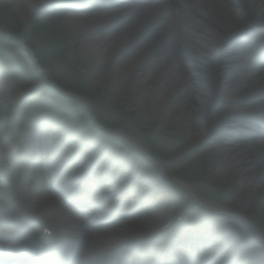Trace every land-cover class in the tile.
Instances as JSON below:
<instances>
[{"label": "bare ground", "instance_id": "6f19581e", "mask_svg": "<svg viewBox=\"0 0 264 264\" xmlns=\"http://www.w3.org/2000/svg\"><path fill=\"white\" fill-rule=\"evenodd\" d=\"M57 1L20 0L16 7H23L21 14L27 21L34 12ZM96 4L87 10L62 12L58 17L80 41L82 56L93 68L87 87L111 80L114 86L111 102L130 96L138 104L140 115L149 120L158 117L166 128L190 138L194 146L208 144L205 154L214 153L212 164L237 188L223 213L210 222L213 229L207 234L217 242L200 261L216 259L217 264H229L237 260L236 264H250L248 258L259 252L264 259V134L249 132L240 138L215 137L218 129L225 125L239 132L243 127L236 123L238 120L251 123L250 114L264 120V61L260 64L256 61L247 68L248 62L243 63L236 53L241 36L264 32V0H107ZM254 44L259 47V55L264 49V40ZM11 93L8 83L0 79V101ZM247 100L253 103L243 105ZM222 103L235 105L228 117L221 116L222 108L211 113ZM212 114L215 118L211 121ZM16 132L24 138H14L15 131L10 128L0 131V164L11 166L8 156L11 146L14 152L24 148L33 155L39 154L37 129L18 128ZM52 133L54 131L47 132ZM75 149L76 145L70 147V156ZM85 154L81 168L65 175L64 183L75 177L84 181L88 175L85 167L97 161V152L86 151ZM69 155L62 156L57 167L63 170ZM145 158L141 154L140 167L146 162ZM25 168L29 170L31 166ZM139 169L137 178L136 170L123 171L121 177L116 176L119 180L115 179V183L108 186L102 185L101 175H91L98 181L96 199L104 203L96 217L119 205L123 208V213L105 231L114 242L149 239L152 229L157 228L155 233L161 232L162 223H171L169 217H164V198L158 196L151 200L150 197L143 203L138 200L143 195L126 199L122 188L134 178L138 179L132 183L138 188L137 192L149 190L148 181L144 185L139 177ZM52 189L53 193L60 191L57 186ZM152 190L155 193V188ZM49 196L60 202L55 194ZM197 197L194 195L188 205L200 199ZM203 203L206 202L203 200ZM238 207L241 208L238 210ZM16 211L22 217L26 214L23 205ZM228 216L234 219L233 228L225 230L223 224H229L224 222ZM252 216L263 226L258 240L252 238ZM72 217L69 224L79 225ZM200 243L202 248L210 245L207 240ZM109 247L98 264L110 257L113 261L116 255L113 242Z\"/></svg>", "mask_w": 264, "mask_h": 264}, {"label": "rangeland", "instance_id": "374dc122", "mask_svg": "<svg viewBox=\"0 0 264 264\" xmlns=\"http://www.w3.org/2000/svg\"><path fill=\"white\" fill-rule=\"evenodd\" d=\"M97 1L100 0H86L82 4L75 5L76 8H87ZM19 2L20 0H0V79L8 83L12 91L8 98H3L0 101V131L10 128L15 131L13 137L21 140L23 134L17 135L18 128L45 131L56 127L57 131H61L63 127L69 130V125L74 122L75 130L79 134L81 133L82 137H92L84 149H89L88 146L93 145L92 149L100 148V150L98 149L100 153L109 136L104 131H100L98 126L119 127L128 135L142 140L146 149L151 153V157L147 158L148 160L139 171V177H148L144 180V185L147 181L150 182V179L153 180L166 174L162 176L166 179V186L176 188L172 190L171 196L168 195L164 198V214L170 217L174 213L177 214L176 212L181 208L180 203L184 199V190L176 186V184L180 186L178 181L174 179L175 183L172 178L168 177L169 173H174L178 178L186 180L193 188L192 191L195 190L200 194L208 204L200 203L191 211L195 215L190 216L195 219L207 218L205 225L199 221V227H202L203 230L205 227L207 228L216 213H223L227 203L232 200L237 191L228 176L224 172H219V167L212 164V154L214 153L205 154L209 145L194 146L190 138L166 128L158 117L149 120L148 117L140 115L138 104L130 96L121 97L116 102H111L110 99L113 97L112 92L114 91L111 80L105 81L103 84L92 85L89 87L90 90L87 89L86 78H88V74L92 73L93 68L82 56L80 41L58 20L59 14L66 11V2H63L64 4L58 3L59 1L48 3L42 9L34 12L27 21L21 14L23 7L21 9L16 7ZM56 9L60 10L56 12ZM263 35L264 32L255 35L252 41L262 38ZM239 41V47L236 50L238 54L239 51L247 49L251 45V43L243 45L242 38ZM23 46L32 50L36 57L35 60L31 59L32 56L23 49ZM16 95L17 99H14ZM250 103L253 101L247 100L243 105ZM221 108L224 110L221 116L228 117L235 105L222 103L211 113H217ZM213 115L209 118L211 121L215 118ZM248 118L251 123H245V125L239 120L236 123L237 126L241 124L240 126L243 127L239 128V132L232 130L231 125L219 128L215 135L216 139L231 137V135L240 138L243 134L248 135L249 132L264 134V120L260 119L257 114H250ZM85 123H87V127L83 126ZM58 134L54 133L56 135L55 143L50 144V147L44 150V154L49 155L66 143ZM60 140L63 145H60ZM115 145H117L116 141L111 143L107 150ZM122 148L126 149L123 146ZM128 152L130 153L128 154ZM128 152L124 157V160L127 161L126 164H120L132 170L139 157L132 150ZM184 152H191V155L181 161L174 160ZM12 155L13 153L10 156ZM128 157H131V160ZM168 160L170 162L165 163ZM11 162L18 168L10 167V171H8L5 165H0V189L6 193L14 190L23 196V192L13 189L12 181L20 175L18 165H24L25 159H11ZM41 162L37 165L33 164L35 168L32 175L28 177L32 184L33 179L37 183L48 178V170ZM160 166L164 167L160 168ZM4 176L6 177L3 178ZM46 182H48L47 179ZM46 182L45 185H47ZM147 185H149V190L153 188L150 183ZM15 186L17 188V185ZM28 187L30 188V183H28ZM150 196L147 195V197ZM47 209H49L47 204L38 203L30 208V213L35 214L40 210L44 212ZM207 212L210 213L208 216H206ZM43 216H47V222H55L56 219L62 218L60 213H55L53 216L44 213ZM226 219L224 222L228 221L230 224L234 221L229 217ZM252 220L254 230L251 234L254 239L258 240V233L262 232L263 226L257 217L252 216ZM223 227L225 230L227 227L233 228L226 224H223ZM259 257V255L253 256L255 260H258ZM253 258H250V261Z\"/></svg>", "mask_w": 264, "mask_h": 264}, {"label": "water", "instance_id": "95a60500", "mask_svg": "<svg viewBox=\"0 0 264 264\" xmlns=\"http://www.w3.org/2000/svg\"><path fill=\"white\" fill-rule=\"evenodd\" d=\"M58 1H59L58 3L66 2L65 3V4H67L66 5V9H65L66 11L67 10H77V9L78 10H87V8H79V7L76 8V5L82 4L86 0H58ZM59 10L56 9L55 11L58 12ZM247 36L248 35H243V38L247 37ZM106 132H108V135H109V139H108V141L106 143V147L110 146L111 143H113L114 141L117 142V145L111 146L109 148L108 152L107 153L105 152L106 155L117 157L116 159L118 161H121L124 164H126L127 161L124 160V157L127 154V152L129 150L136 151V153L138 154L139 158L137 160L136 166L132 169V171L136 170V174H137L138 173V169L141 168L140 164L143 162V160H141V154H143L146 157L145 158V161H146L147 158L151 157L150 152L142 145V143L137 138H134V137L128 135L127 133L122 131L120 128L106 130ZM121 141L122 142L124 141L125 143H122ZM79 142L82 143V144H86L87 140H86V138H79ZM122 146L126 147L127 150L122 148ZM188 155H191V152H185L184 154H182L181 156H178V157L179 158L180 157H186ZM179 158H177V159H179ZM128 159L131 160V157H128ZM137 166H139V168H137ZM142 178L146 179L145 177H142ZM159 183H160V180L153 181V186H155L154 187L155 188V194L163 196L165 192L163 191V188L161 187V185Z\"/></svg>", "mask_w": 264, "mask_h": 264}]
</instances>
